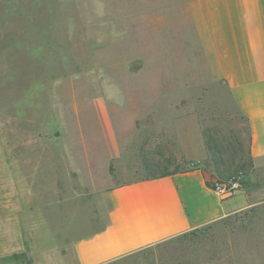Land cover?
Listing matches in <instances>:
<instances>
[{"label": "rangeland", "instance_id": "1", "mask_svg": "<svg viewBox=\"0 0 264 264\" xmlns=\"http://www.w3.org/2000/svg\"><path fill=\"white\" fill-rule=\"evenodd\" d=\"M184 2L0 0V264H78L75 243L109 222L107 188L146 177L145 159L214 173L209 155L183 156L204 132L227 160L247 145L228 86L192 49ZM96 96L122 150L105 170L80 110ZM235 177L252 207L107 264H264V173Z\"/></svg>", "mask_w": 264, "mask_h": 264}, {"label": "crops", "instance_id": "2", "mask_svg": "<svg viewBox=\"0 0 264 264\" xmlns=\"http://www.w3.org/2000/svg\"><path fill=\"white\" fill-rule=\"evenodd\" d=\"M184 1L192 49L209 73L228 86L251 133L254 170L264 173V0ZM80 110L94 154L105 170L122 151L108 103L102 96L87 98L80 102ZM196 145L194 149L201 152L182 151L183 156L189 163L202 164L209 159L203 136ZM213 180L211 172L197 166L109 186L106 195L113 205L109 222L97 234L75 243L78 264H107L254 205L245 192L217 194L208 184Z\"/></svg>", "mask_w": 264, "mask_h": 264}, {"label": "trees", "instance_id": "3", "mask_svg": "<svg viewBox=\"0 0 264 264\" xmlns=\"http://www.w3.org/2000/svg\"><path fill=\"white\" fill-rule=\"evenodd\" d=\"M204 141L208 155L214 165V173L212 175L217 181L228 182L235 178L236 175L248 173L254 168L250 150L252 138L249 128L247 130V145L243 146L239 141L238 147H233L230 159L228 160L222 157V150L219 148L217 141L208 132H204ZM161 156L165 162L164 164L154 163L145 159V166L149 174L144 178L166 177L187 169L177 164L176 158L166 157L162 153ZM171 165L175 167L171 169ZM208 184L210 187L213 186L212 182Z\"/></svg>", "mask_w": 264, "mask_h": 264}, {"label": "built area", "instance_id": "4", "mask_svg": "<svg viewBox=\"0 0 264 264\" xmlns=\"http://www.w3.org/2000/svg\"><path fill=\"white\" fill-rule=\"evenodd\" d=\"M211 182L213 184V186H211L213 191L223 196H233L243 189L241 179L238 177H235L228 182H219L217 180Z\"/></svg>", "mask_w": 264, "mask_h": 264}]
</instances>
